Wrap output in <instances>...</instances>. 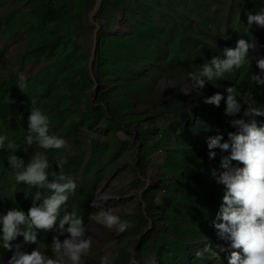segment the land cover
Returning <instances> with one entry per match:
<instances>
[{"label":"rangeland","instance_id":"rangeland-1","mask_svg":"<svg viewBox=\"0 0 264 264\" xmlns=\"http://www.w3.org/2000/svg\"><path fill=\"white\" fill-rule=\"evenodd\" d=\"M96 5L97 0H0V133L18 149L14 153L0 149V214L13 207L32 206L31 197L25 199L27 186L16 184L7 158L14 154L27 162L36 151H44L35 143L23 151L34 100L49 116L50 132L67 141L63 149H50L46 154L52 171H59L56 163L63 159L64 173L77 183L68 211L80 209L85 238L92 241L82 264H101L102 257L109 264H157L143 249L151 248L154 233L160 234L169 224L173 239L175 215L171 211L182 215L196 207L203 214L202 207L194 203L188 204L186 212L181 201L170 211L162 207L166 190L161 182L176 180L173 172L162 168L167 156L161 146L165 127L176 117L188 115L182 121L186 141L180 128L171 144L195 153L188 171L197 174L201 197V185L210 180L204 170L209 158L205 160L197 150L207 146L210 136L222 134L227 140L228 133L236 131L230 121L242 118L243 113L226 116L220 107L224 120L216 121L210 112L203 116L198 111L214 107L204 100L217 92L225 96L228 87L239 92L242 80L247 91L257 89L250 76L260 71L256 60L264 56V28L249 26L247 17L264 9V0H100L94 14ZM97 24L102 32L95 34L91 65ZM239 39L256 42V48L249 51L250 68L226 73L224 79L203 88L190 81L189 72L223 49L234 48ZM125 69L131 70V76H121ZM20 75L23 88L17 86ZM121 94L130 107L121 106ZM192 95L197 96L194 103L188 97ZM257 104L264 105L262 101ZM196 113L199 125L190 123L189 114ZM142 130H148L152 139L151 157L147 137L138 135ZM215 152V158L206 163L209 176L213 163L219 173L221 158L230 154ZM187 189L182 191L189 193ZM93 201L112 209L126 223L125 230L92 220L90 215L97 211ZM206 214L208 219L198 221L203 229L198 228L197 238L180 239L188 246L190 258L209 252V260L213 252L222 253L221 248L231 251L229 242L211 238L217 236L216 230L212 215ZM206 246L211 252L204 251ZM44 250L53 255L51 244ZM32 251L30 246L26 254Z\"/></svg>","mask_w":264,"mask_h":264},{"label":"clouds","instance_id":"clouds-1","mask_svg":"<svg viewBox=\"0 0 264 264\" xmlns=\"http://www.w3.org/2000/svg\"><path fill=\"white\" fill-rule=\"evenodd\" d=\"M247 22L249 26L256 24L264 28V9L255 15L249 14ZM255 48V40L239 39L234 48L223 49L220 55L187 75L196 87L203 88L206 83L224 79L226 73L244 66L250 68L253 58L249 57V51ZM256 67L260 70L259 74L251 75L250 83L264 86V56L256 60ZM19 80L17 86L23 88L24 77L20 75ZM226 92V99L217 92L206 98L204 103L219 107L224 100L225 115L236 117L242 109L238 99L240 93L235 87H228ZM32 104L23 151L28 152L34 143L44 151H36L27 162L14 154L7 158L16 184L27 186L24 195L25 199L31 197L32 206L27 214L12 208L0 215V245L5 250H11L10 242L17 237H23L25 243L35 244L40 230L48 232L55 228L58 235L52 237V256L44 250L45 245L39 244L30 254L17 251L8 264H82L83 256L92 248V241L85 238L83 218L76 211H68V200L77 191V183L72 176L64 173L63 159L56 163L59 171H52L46 154L50 149H63L67 141L50 132L49 116L35 106L34 100ZM246 104L243 117L230 121V126L236 131L228 133L227 140L222 134L206 139L209 160L215 158V149L230 153L220 160L223 171L217 173L213 169L211 172L216 183L224 186L222 203L212 227L220 240L230 242L231 249L239 250L230 253L227 264H264V122L256 119L264 117V105L256 104L253 99ZM5 147L13 149V153L18 150L7 135L0 133V149ZM232 161L239 164L233 165ZM33 188L36 191L33 192ZM92 207L97 211L90 218L96 223L107 228L117 226L119 231L127 227L112 209H105L95 201ZM65 234L66 238L61 240L60 237ZM204 251L211 249L206 246ZM221 251L224 249L221 248ZM213 255L216 256V253L213 252ZM101 264H109L108 259L102 257Z\"/></svg>","mask_w":264,"mask_h":264},{"label":"trees","instance_id":"trees-1","mask_svg":"<svg viewBox=\"0 0 264 264\" xmlns=\"http://www.w3.org/2000/svg\"><path fill=\"white\" fill-rule=\"evenodd\" d=\"M125 72V73H124ZM131 70L130 69H125L122 73V77L131 76ZM259 74V73H257ZM256 74V75H257ZM255 84V82H254ZM257 89H254V92L251 93L247 91L246 83L244 80H242L240 87H239V93L240 97L238 99L242 103V109L241 113H243L244 110L247 108V104L249 101L253 99V101L257 104L260 103L261 101L264 104V99L262 98V93L264 94L263 87L260 85L255 84ZM116 93V92H115ZM213 94V93H211ZM191 98L192 102L196 100V95L188 96ZM225 99L227 95L224 96ZM121 106L124 107H130L131 103L130 101L126 98L124 94H121ZM204 99V98H203ZM225 110L226 104L224 100L221 101L219 107H207V109L199 110L198 112L203 113V116H207V112H210L211 115L214 117V120L216 121H221L224 120V116H222V110ZM179 116V115H178ZM188 115L184 113L180 117H176L174 122L170 124L169 126L165 127V136L163 137L162 140H164L161 143V146L165 149V153L167 154L166 159L163 162L162 168L166 172H173L176 175V180H169L166 182H161V186L166 190V194L164 195V202L162 203V207L165 210L170 211L171 208H176V202L181 201L183 204L184 211H187L188 204L194 203L197 206H201L203 209V214L199 213L198 209L193 207L191 209V212L188 214L182 213V215L174 211L172 213V216L175 215V220H174V229H173V239H170L171 231H170V224L169 222H166L169 224L166 228L165 231L161 232L160 234H155V240L152 244L151 248H145L143 251L147 254H151L155 257V261L157 264H196L198 261H203L204 264L206 263H212V264H227V258L230 255L232 251H239L238 249H231V251H223L222 253L220 252L218 255L216 254L213 255L211 259H207V254L203 255L202 257H197L193 256V258H190L189 252H188V246L186 245L185 242H181V238L188 239V238H197L199 235L198 228L203 229V225H199L198 221H203L204 219H208L209 217L207 216L206 213H210L212 215L213 220L215 219V216L219 210V207L222 203V196L224 192V186L216 183L215 179L213 176L208 175V170L206 168V163L209 161L207 158L208 155V149L207 146L201 145L197 152L201 153L203 157H205V173L208 176L209 183L202 184L201 187H203V195L200 197L198 196L197 192V187L198 185V180H197V174L192 173L190 174L188 171V163L190 159L193 157L195 158V153L192 154V152H188L189 148H186L185 146H176L175 144H171V139L172 135L177 133L178 129H183V132L181 133L184 142L186 141L185 139L187 138L186 136V131L187 128L186 126L182 123V121L186 120V117ZM190 118V123L194 125H199L200 124V118L198 117V113H196L195 116L192 114H189ZM155 117V116H153ZM258 122H264V117H258L257 118ZM173 125L174 127H171ZM211 125V123H210ZM213 126V125H212ZM151 131V129H150ZM139 136L145 135L147 137V140L150 144L148 145V148H150V153L149 157H151L152 153V147H151V142L152 139L149 138L148 135V130H142L138 132ZM165 142V143H164ZM184 144V143H183ZM182 144V145H183ZM157 148L160 147V145H156ZM215 151V150H213ZM190 154V155H189ZM233 165H238L239 163H236L232 161ZM243 166V165H239ZM213 169L217 170V166L213 163ZM212 169V170H213ZM223 171V169L221 170ZM173 184V185H172ZM188 188V192H183L182 188ZM191 187V189H190ZM151 191V190H150ZM150 191H148L150 193ZM187 195V196H186ZM84 198H87L89 200V197L86 195ZM14 208V207H13ZM19 210H22L27 214L28 209L30 208L29 206H18L15 207ZM170 208V209H168ZM179 208V207H178ZM12 209V208H10ZM9 209V210H10ZM180 209V208H179ZM77 214L81 217V212L79 208H75ZM171 213L168 214L171 216ZM6 214L2 213L0 215ZM198 225V227H197ZM54 235H58L55 231V228L51 231L45 232L43 230L39 231L38 234V241L37 243H25L23 241V237H17L14 241H11V250H5L2 245H0V263L2 264H8L9 259L18 251L21 253H27L29 250V247L32 246L33 250L37 249L39 244L43 245H50L52 242V237ZM201 235V234H200ZM149 237V234L147 238ZM146 238V237H145ZM146 238V239H147ZM213 240H220L217 236H211ZM61 240L64 239V236L60 237ZM230 244V242H229ZM151 249V250H149ZM211 252V251H210Z\"/></svg>","mask_w":264,"mask_h":264},{"label":"water","instance_id":"water-1","mask_svg":"<svg viewBox=\"0 0 264 264\" xmlns=\"http://www.w3.org/2000/svg\"><path fill=\"white\" fill-rule=\"evenodd\" d=\"M99 8H100V0H97V5H96V8H95V13L94 14H97V12L99 11ZM119 26H121L120 23H119ZM97 32H102V29H101V26L100 25L97 26V29L94 31V34H93L92 49H91V54H92L91 65L95 61V44H96V35L95 34Z\"/></svg>","mask_w":264,"mask_h":264}]
</instances>
